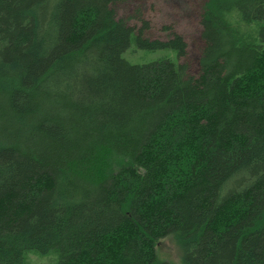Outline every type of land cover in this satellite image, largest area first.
Segmentation results:
<instances>
[{
    "label": "trees",
    "instance_id": "trees-1",
    "mask_svg": "<svg viewBox=\"0 0 264 264\" xmlns=\"http://www.w3.org/2000/svg\"><path fill=\"white\" fill-rule=\"evenodd\" d=\"M127 0H0V264H264V0H205L183 38L116 19ZM142 65L123 54L131 38Z\"/></svg>",
    "mask_w": 264,
    "mask_h": 264
},
{
    "label": "rangeland",
    "instance_id": "rangeland-1",
    "mask_svg": "<svg viewBox=\"0 0 264 264\" xmlns=\"http://www.w3.org/2000/svg\"><path fill=\"white\" fill-rule=\"evenodd\" d=\"M205 0H127L114 6L116 19L123 20L128 26L139 30L142 21L148 23L149 28L144 36L149 40L166 41L172 33L183 38L186 44L185 56L180 63L186 65L187 74L197 77L199 74V58L202 49L200 37V19ZM226 20L236 27L244 41L258 43V30L264 26V19L258 22L245 24L239 13L232 11L226 15ZM163 56L175 60L176 54L168 51L148 52L139 49L133 37L130 46L123 54V58L132 65H142ZM160 261L170 264H183L181 253L173 237L162 239L157 248ZM55 254L40 255L30 252L26 255L25 264H53Z\"/></svg>",
    "mask_w": 264,
    "mask_h": 264
}]
</instances>
